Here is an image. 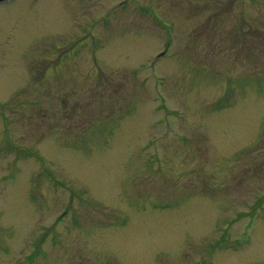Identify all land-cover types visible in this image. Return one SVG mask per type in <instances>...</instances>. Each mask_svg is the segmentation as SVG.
<instances>
[{"label": "rangeland", "instance_id": "rangeland-1", "mask_svg": "<svg viewBox=\"0 0 264 264\" xmlns=\"http://www.w3.org/2000/svg\"><path fill=\"white\" fill-rule=\"evenodd\" d=\"M0 264H264V0L0 2Z\"/></svg>", "mask_w": 264, "mask_h": 264}, {"label": "water", "instance_id": "water-1", "mask_svg": "<svg viewBox=\"0 0 264 264\" xmlns=\"http://www.w3.org/2000/svg\"><path fill=\"white\" fill-rule=\"evenodd\" d=\"M2 1H5V0H0V2H2Z\"/></svg>", "mask_w": 264, "mask_h": 264}]
</instances>
